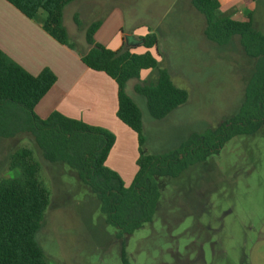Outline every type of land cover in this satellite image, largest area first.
Segmentation results:
<instances>
[{"label":"rangeland","instance_id":"obj_1","mask_svg":"<svg viewBox=\"0 0 264 264\" xmlns=\"http://www.w3.org/2000/svg\"><path fill=\"white\" fill-rule=\"evenodd\" d=\"M102 3L100 15H88L95 7L99 12ZM114 4L124 13L123 38L153 34L157 49L152 55L159 69L187 94L185 105L156 121L133 90L154 82L155 72L128 83L127 95L143 115L142 150L147 156L173 154L237 115L255 62L235 38L225 47L206 42L204 19L189 0H78L64 10L68 41L77 51L84 50L86 29L102 23ZM233 10L243 13L233 17L239 22L250 13L243 4L220 12ZM251 13L264 36V0ZM75 16L78 28L72 24ZM21 148L33 151L40 180L50 194L35 237L44 263L123 264L118 232L105 224L95 196L66 166L47 163L30 137L0 141V184L16 177L8 171L7 161ZM112 172L125 187L132 178L126 188L131 186L134 171ZM125 253L126 264H264V127L254 136L231 140L218 155L170 181L153 223L128 239Z\"/></svg>","mask_w":264,"mask_h":264},{"label":"trees","instance_id":"obj_2","mask_svg":"<svg viewBox=\"0 0 264 264\" xmlns=\"http://www.w3.org/2000/svg\"><path fill=\"white\" fill-rule=\"evenodd\" d=\"M3 1L30 21L44 15L42 30L47 36L75 52L89 71L103 74L117 87L116 118L136 136L138 143L137 172L129 188L105 166L114 136L58 113L40 120L34 110L54 87L56 77L49 70L32 77L0 52V141L28 136L47 163L72 171L76 180L95 196L105 224L118 232L120 258L126 264L128 239L153 223L170 181L218 155L231 140L254 136L264 127V36L255 28L252 13H248L246 21L238 22L233 20L237 11L221 13L218 0H189L204 19L205 41L225 47L237 39L246 57L255 62L254 74L237 115L214 131L189 140L177 152L153 157L142 150V116L126 94L128 83L139 81L143 72H155L154 82L136 85L133 90L145 100L149 116L156 121L166 119L187 102L186 92L173 85L152 55L157 49L156 37L149 33L141 38H123L120 49L112 52L95 43L101 26L97 22L85 31L84 50L77 51L68 41L63 13L78 0ZM260 2L242 0L245 9ZM75 23L78 25L76 18ZM138 50L143 53H135ZM7 167L16 177L0 184V264H45L35 241L50 204V194L39 177L40 166L32 150L21 148L9 157Z\"/></svg>","mask_w":264,"mask_h":264},{"label":"crops","instance_id":"obj_3","mask_svg":"<svg viewBox=\"0 0 264 264\" xmlns=\"http://www.w3.org/2000/svg\"><path fill=\"white\" fill-rule=\"evenodd\" d=\"M218 1L223 12L238 8L242 4V0ZM254 8L255 5L248 8L250 13ZM96 9L97 7L93 8L88 15H100L104 4L99 7V12L95 13ZM64 13L63 27L68 34ZM237 14L243 13L237 11L235 15ZM40 16L30 21L0 0V52L32 77H37L44 70H49L56 77V84L37 105L35 115L40 120H46L51 114L58 113L67 119L107 131L114 136L115 143L105 163L106 168L110 171H134L136 174L138 143L136 136L116 118V85L103 74L89 71L75 52L60 46L47 36L42 30L45 19ZM75 18L77 19L75 16L72 24L74 28H78ZM124 28V13L119 5L114 4L102 20L94 37L95 43L109 51H117L122 45ZM135 53L140 54L143 51L138 50ZM146 76L147 72L140 75L141 78ZM144 106L146 109V103ZM139 110L142 115L140 108ZM131 179L126 180V187Z\"/></svg>","mask_w":264,"mask_h":264}]
</instances>
